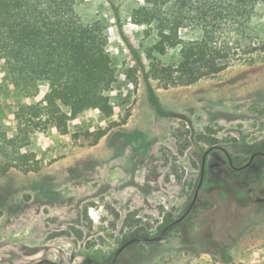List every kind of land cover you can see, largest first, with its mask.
Instances as JSON below:
<instances>
[{"label":"rangeland","instance_id":"obj_1","mask_svg":"<svg viewBox=\"0 0 264 264\" xmlns=\"http://www.w3.org/2000/svg\"><path fill=\"white\" fill-rule=\"evenodd\" d=\"M140 1L77 0L101 14L118 47L114 115L85 114L72 118L66 132L51 126L36 133L31 148L41 170L0 174V264H108L134 237L141 240L115 264H264V156L234 169L213 148L202 179L212 147L197 139H219L237 167L264 152V51L236 55L216 76L163 88L147 79L150 63L141 47L155 40L131 23ZM4 65L3 126L13 122L19 102ZM134 68L136 86L128 76ZM127 110V122L112 127ZM179 132L192 141L183 155ZM201 179L191 212L150 240L188 210Z\"/></svg>","mask_w":264,"mask_h":264},{"label":"trees","instance_id":"obj_2","mask_svg":"<svg viewBox=\"0 0 264 264\" xmlns=\"http://www.w3.org/2000/svg\"><path fill=\"white\" fill-rule=\"evenodd\" d=\"M131 23L146 27L155 40L141 44L150 63L146 77L166 89L216 76L236 55L264 51V0H142ZM117 49L101 14L77 0H0V60L19 97L13 122L0 124L1 175L41 170L31 148L36 133L51 126L66 132L72 118L85 114L114 115ZM171 52L173 62L163 63L161 57ZM133 53L139 56L137 49ZM136 70L128 75L132 86ZM130 115L127 110L123 121L111 126L125 124ZM177 137L183 155L192 141L182 132ZM197 139L211 147L219 144L206 134ZM126 220L134 222L130 215Z\"/></svg>","mask_w":264,"mask_h":264},{"label":"water","instance_id":"obj_3","mask_svg":"<svg viewBox=\"0 0 264 264\" xmlns=\"http://www.w3.org/2000/svg\"><path fill=\"white\" fill-rule=\"evenodd\" d=\"M216 147H217V148H220L222 151H224V152L226 153V155H227V157H228V159H229L230 165H231L233 168H235V169H243V168H246V167H248V166L251 165V163L253 162V160L255 159L256 156H258V155H262V156H264V152H262V151L254 152V153L251 155V157H250V159H249V161H248L247 163H245V164L242 165V166L237 167V166L234 165V162H233L232 156H231V154L228 152V150H227L225 147H223V146H215V147H212V148H210V149H208V150L206 151V153H205V155H204V158H203V163H202V179H203V175H204V170H205V164H206V160H207V155H208V153H209L213 148H216ZM202 179H201V183H200V185L198 186V188H197V190H196V193H195L194 199H193V201H192L190 207L188 208V210H187V211H186V212H185L180 218L176 219L175 221H173V223H171L170 225H168V226H167V227L161 232L160 236L154 238V240H159V239H161V238L163 237V235L165 234V232H166L171 226H173V225L177 224L178 222H180L181 220H183V219H184V218H185V217L191 212V210H192V208L194 207L196 201L198 200V197H199V191H200V187H201V184H202ZM139 240H141L140 237H134V238L130 239L128 242H126L125 244H123V245L117 250V252L114 254V256H113V258H112V261H110L108 264H115L116 261H117V259H118V257H119V255L122 253V251H123V250H124L129 244H131V243H133V242H135V241H139Z\"/></svg>","mask_w":264,"mask_h":264},{"label":"crops","instance_id":"obj_4","mask_svg":"<svg viewBox=\"0 0 264 264\" xmlns=\"http://www.w3.org/2000/svg\"><path fill=\"white\" fill-rule=\"evenodd\" d=\"M0 64H5V63H4V61L1 60V61H0ZM4 66H5V65H4ZM11 88H12V87H11ZM10 102H13V101H10Z\"/></svg>","mask_w":264,"mask_h":264},{"label":"flooded vegetation","instance_id":"obj_5","mask_svg":"<svg viewBox=\"0 0 264 264\" xmlns=\"http://www.w3.org/2000/svg\"><path fill=\"white\" fill-rule=\"evenodd\" d=\"M235 169V168H234ZM150 240H154L153 238H151Z\"/></svg>","mask_w":264,"mask_h":264}]
</instances>
